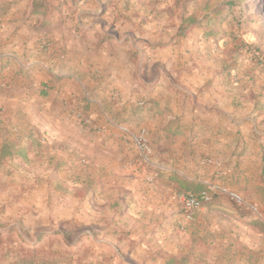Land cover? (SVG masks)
<instances>
[{"label":"crops","instance_id":"1","mask_svg":"<svg viewBox=\"0 0 264 264\" xmlns=\"http://www.w3.org/2000/svg\"><path fill=\"white\" fill-rule=\"evenodd\" d=\"M12 14L0 0V192L43 187L51 177L69 192L59 206L73 225L100 235L92 264H190L179 260L191 236L205 235L191 231L204 223V208L188 221L171 198L175 189L224 183L243 197L242 211L264 210V68L250 57L223 55L190 36L195 29L183 40L133 31L122 54L107 52L118 45L103 40L100 55L74 73L64 61L40 58L46 48L23 40ZM124 125L146 130L149 163ZM225 235L213 243V264H258L221 262L240 248L264 260V232Z\"/></svg>","mask_w":264,"mask_h":264},{"label":"rangeland","instance_id":"2","mask_svg":"<svg viewBox=\"0 0 264 264\" xmlns=\"http://www.w3.org/2000/svg\"><path fill=\"white\" fill-rule=\"evenodd\" d=\"M227 1L229 0H1V4L5 5V9H12L9 22L24 26L23 40L46 48H40V51L43 50L37 54L40 58L45 56V62L64 61V65L69 69L73 68L74 73L84 72L86 57L100 55L103 40L118 45L116 49L110 46L111 49H106L107 52L120 51L118 54H122L120 43L133 39L130 32H139L141 37L149 38L150 31L159 29L163 39L179 40L185 39L190 30L195 29L190 36L194 34V37L204 40L207 45H215L214 50L219 49L226 56H248L254 65L264 68V21L255 9L257 4H262L264 8V0H231L235 2L232 8L226 6ZM247 35L256 39L255 44L246 40ZM235 41H242L237 49L234 48ZM26 58L25 55L24 59ZM78 87L82 88L80 84ZM80 99L85 103L82 100L84 96H80ZM136 155L149 163V159L145 161L138 153ZM51 180L48 177L43 187L35 183L14 185L12 191L0 192V232H13L10 237L3 236L0 251L13 258L16 253L25 249L24 241L34 240L43 232L40 249L44 251L42 258L50 264H92L93 257L102 245L100 235L96 232L91 235L85 229L73 225V218H69L64 213V208L59 206V198L69 195V192L59 189ZM208 184L232 190L227 184L208 182L190 194L199 193ZM187 194L189 193L175 189L171 198L182 206V198ZM210 202H215L216 206L210 207L204 203L197 210L204 208V223L198 224V227L195 225L191 230L193 234L201 231L205 235L191 236V243L186 246L187 253L179 260L181 263L213 264V243L220 233L224 238L225 234L234 231L246 234L264 232V210L258 205V214H251L244 209L242 211L236 203L220 193H213ZM197 211L192 219L187 220L193 221ZM245 216H252L255 219L251 220L254 225L250 226L251 222L246 223L245 220L242 224L241 220L236 222V219H231ZM58 229L70 232L69 243H64L60 236L52 235ZM87 236L90 238H86ZM222 242L227 243L229 240L222 239ZM250 252L240 248L232 256L228 253L218 257L222 263H228L231 259L239 263H252L253 260L258 264L264 262L262 255L252 257ZM1 264H6V261Z\"/></svg>","mask_w":264,"mask_h":264},{"label":"built area","instance_id":"3","mask_svg":"<svg viewBox=\"0 0 264 264\" xmlns=\"http://www.w3.org/2000/svg\"><path fill=\"white\" fill-rule=\"evenodd\" d=\"M120 130L126 135L129 141L132 143L133 147L136 149L137 153L146 161L149 159L152 153V147L148 134L146 130L140 129L136 132L130 131L125 126H120ZM213 193H220L226 196L232 202L236 204H242L243 199L239 193L232 191L226 187H219L215 185L208 184L204 189H202L197 194H187L182 198V207L184 209V215L186 219H192L195 212L207 202L212 199ZM255 214H258L257 207H251Z\"/></svg>","mask_w":264,"mask_h":264},{"label":"trees","instance_id":"4","mask_svg":"<svg viewBox=\"0 0 264 264\" xmlns=\"http://www.w3.org/2000/svg\"><path fill=\"white\" fill-rule=\"evenodd\" d=\"M234 4V1L229 0L227 1L226 6L232 8ZM12 233V230L7 232H0V241L2 240L4 235L10 237ZM69 234V231L62 229L54 230L52 232V235L60 236V239L66 244L69 243ZM42 237H44L43 232L39 233L34 238V240L24 241V245H26L25 249L19 251V254L16 253L13 258H9L8 256H6V253L3 254L0 251V264L2 261H6V264H50V262L42 258V254L44 253L43 249H40V239ZM86 238H90V236H87Z\"/></svg>","mask_w":264,"mask_h":264},{"label":"bare ground","instance_id":"5","mask_svg":"<svg viewBox=\"0 0 264 264\" xmlns=\"http://www.w3.org/2000/svg\"><path fill=\"white\" fill-rule=\"evenodd\" d=\"M255 9H256V11L259 13V14H261V18H262V20L264 21V8H263V5L262 4H257L256 6H255Z\"/></svg>","mask_w":264,"mask_h":264}]
</instances>
